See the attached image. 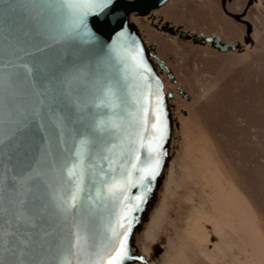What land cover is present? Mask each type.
<instances>
[{
	"label": "water",
	"instance_id": "water-1",
	"mask_svg": "<svg viewBox=\"0 0 264 264\" xmlns=\"http://www.w3.org/2000/svg\"><path fill=\"white\" fill-rule=\"evenodd\" d=\"M170 1L114 0L103 26L90 18L98 44L76 39L56 42L52 38L59 19L54 11L58 0H0V264H59L66 253L74 224L82 227L86 224L90 243L102 248L110 246L105 226L112 212L111 204L106 206L101 202L90 206L86 197L89 188L94 194L95 186L89 185L81 206L74 211H65L60 198L67 188L60 182V164L74 151L75 133L83 132L96 118L107 119L113 115L103 108L91 106L96 96V81L119 84L127 104L117 115L125 121L132 119L128 113L135 111L134 98L142 89L135 86L136 80L130 73L127 79L123 78L124 65L115 53L108 52L115 33L122 29L135 37L142 48L144 60L151 69L148 82L151 93L153 97L157 93L162 96L167 119V138L163 142L165 154L161 157L159 173L141 208L133 213L136 220L129 236V253L142 259L128 260L125 264L161 263L169 247L167 236L152 243L147 255L143 253L141 242L160 202L178 138L173 94L166 90L162 75L172 83L175 78L134 19L149 17ZM233 2L220 0L221 10L245 27L244 45L251 47L254 45L252 25L245 18L256 0H247L241 12L231 10ZM162 31L171 36L178 34L182 40L209 46L219 53L243 50L241 44L226 42L218 35L187 33L181 28H163ZM21 63L38 69L35 78L25 76L24 70L18 67ZM67 73L75 76L70 84L66 80ZM143 91L148 90L144 88ZM178 91L186 97L180 88ZM40 100L42 105L38 104ZM37 107L42 109V119L31 116V111ZM10 111L17 121H27L29 126L23 134L16 132L13 135L16 125L9 122ZM57 121L66 140L63 154L57 150V168L44 165L40 169L41 180L38 183L28 181L27 175L45 147L44 137L51 134ZM59 131L57 129V133ZM147 131L151 134V124ZM13 176L17 177L14 187ZM139 190L134 188L131 194Z\"/></svg>",
	"mask_w": 264,
	"mask_h": 264
},
{
	"label": "rangeland",
	"instance_id": "rangeland-1",
	"mask_svg": "<svg viewBox=\"0 0 264 264\" xmlns=\"http://www.w3.org/2000/svg\"><path fill=\"white\" fill-rule=\"evenodd\" d=\"M246 1L234 0L231 10L241 12ZM152 14L244 49L219 53L156 29L147 17L134 19L174 75L175 83L162 78L179 126L141 247L150 253L167 236L160 264H264V0L246 14L251 47L244 45L245 27L224 15L220 0H171Z\"/></svg>",
	"mask_w": 264,
	"mask_h": 264
},
{
	"label": "snow or ice",
	"instance_id": "snow-or-ice-1",
	"mask_svg": "<svg viewBox=\"0 0 264 264\" xmlns=\"http://www.w3.org/2000/svg\"><path fill=\"white\" fill-rule=\"evenodd\" d=\"M113 4L114 0H58L54 11L59 19L52 38L56 42L76 39L99 44L90 18H95L103 26ZM108 52L115 53L124 65L123 78L127 79L130 73L136 80L135 86L142 90L134 98L135 111L128 113L132 119L125 121L117 115L125 110L127 104L119 84L95 82L96 96L91 106L103 108L113 115L107 119L96 118L83 132L74 134V151L60 164V182L67 188L60 203L65 211H74L85 200L86 187L95 186L94 194L89 188L86 199L90 206L101 202L106 206L111 204L112 212L105 226L110 246L102 248L90 243L86 224L83 227L74 224L66 253L59 264H125L128 260L142 259L129 253V236L136 220L133 213L141 208L159 173L161 157L165 154L163 142L167 138V119L162 96L157 93L153 97L151 93V84L148 83L151 69L135 37L123 29L116 32L108 45ZM18 67L28 77L35 78L38 71L26 63ZM74 79L72 73L66 74L69 84ZM144 88L148 91H143ZM38 104L42 105L43 101H38ZM41 111L40 107L34 108L31 116L42 119ZM9 122L16 125L13 135L16 132L23 134L29 126L27 121H17L11 111ZM149 124L151 134L147 131ZM57 129H60L59 133ZM44 145L41 157L37 158L27 175L28 181L38 183L43 175L40 169L44 165L57 168V150L62 155L66 148L59 121L53 125L51 134L44 137ZM16 181L17 177H11L13 187ZM134 188L140 190L133 195L131 191Z\"/></svg>",
	"mask_w": 264,
	"mask_h": 264
},
{
	"label": "flooded vegetation",
	"instance_id": "flooded-vegetation-1",
	"mask_svg": "<svg viewBox=\"0 0 264 264\" xmlns=\"http://www.w3.org/2000/svg\"><path fill=\"white\" fill-rule=\"evenodd\" d=\"M152 18H153V20H151V25H155V28L156 29H159V30H163V28H172L173 30H177L178 29V27H173L170 23H168V22H164V21H161V20H158L157 18H154V16H152ZM155 22H157V24H155ZM166 23L168 24V25H166ZM180 28V27H179ZM181 31H184L182 28H181ZM184 32H187V31H184ZM167 33V32H166ZM187 33H191V32H187ZM168 34V33H167ZM194 34V33H193ZM178 37V34L177 35H175L174 37ZM179 38V37H178ZM180 39V38H179ZM180 40H182V39H180ZM183 41H185V40H183ZM237 52V51H236ZM147 254H149V251L147 252Z\"/></svg>",
	"mask_w": 264,
	"mask_h": 264
},
{
	"label": "bare ground",
	"instance_id": "bare-ground-1",
	"mask_svg": "<svg viewBox=\"0 0 264 264\" xmlns=\"http://www.w3.org/2000/svg\"><path fill=\"white\" fill-rule=\"evenodd\" d=\"M152 16H153V14L149 15V17H147V18H149L150 20H153ZM154 18H155V17H154ZM136 21H137V20H136ZM251 39H252V35H251ZM242 46H243V45H242ZM243 49H244V46H243ZM148 230H149V227H148V228L146 229V231H145L143 242H145L146 239L149 238ZM145 247H148V246L145 245V246L142 248V250H143V253H144L145 255H147V252H148L147 249H148V248H145Z\"/></svg>",
	"mask_w": 264,
	"mask_h": 264
}]
</instances>
